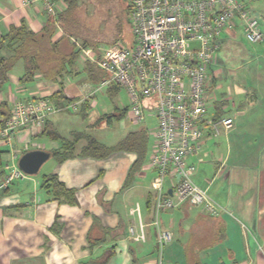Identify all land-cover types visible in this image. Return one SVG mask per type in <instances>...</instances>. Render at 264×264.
<instances>
[{"label":"crops","instance_id":"0c3cea01","mask_svg":"<svg viewBox=\"0 0 264 264\" xmlns=\"http://www.w3.org/2000/svg\"><path fill=\"white\" fill-rule=\"evenodd\" d=\"M55 2L63 9V0ZM47 19L41 2L0 1V36L12 26H20L22 20L34 32H40ZM57 30L53 40L64 35L60 27ZM260 56L255 64L236 72L237 81L228 89L232 97L229 114L225 113L229 99L217 83L220 71L213 69L208 78V83L212 82L207 92L209 116L232 117L234 125L217 136H206L203 151L187 162L194 168V182L208 190L220 209L216 215H210L201 206L185 203L161 212L160 228L172 234V241L159 258L157 227L148 230L156 218L155 210L148 205L156 175L150 166L152 148L141 171L125 187L137 159L135 153L119 152L105 159L81 154L88 138L100 142L92 131L112 122L98 123L101 116L86 129L71 126V113L79 116L82 125L89 119L91 102L99 87L86 78L78 84L67 79L65 95L78 100L65 103L64 109L59 110L49 100L59 90L58 85L39 75L32 81H21L24 65L21 73L12 71L0 92L3 111L11 112L16 104L40 98L48 99L58 110L46 117L41 128H20L13 140L14 147L22 154L30 150L49 152L55 160L49 174H57L69 189L76 190L79 205H61L52 200L38 179L16 180L9 188L0 189V264H264V58ZM87 99H91L88 108L83 105ZM78 134L84 137L75 145L74 157L62 163L52 157L53 152L73 143ZM38 139L50 141L48 150L29 148ZM10 159L8 154L3 164ZM2 168L0 185L7 174ZM135 208H139L140 216L131 213ZM140 220L145 242L130 238L129 228H138Z\"/></svg>","mask_w":264,"mask_h":264},{"label":"built area","instance_id":"2783aa9c","mask_svg":"<svg viewBox=\"0 0 264 264\" xmlns=\"http://www.w3.org/2000/svg\"><path fill=\"white\" fill-rule=\"evenodd\" d=\"M41 2L48 16L57 14L55 0ZM130 21L135 42L132 46L117 43L94 51L81 48L82 58L95 63L107 75L98 88L118 86L129 97L128 117L141 124L147 116L156 117L155 143L150 166L156 175L151 182L155 194L154 225L160 252L172 241V234L158 222L161 212L182 204L201 206L216 215L220 206L207 189L193 180L194 168L188 159L203 151L208 135L217 136L234 125L232 117L212 118L207 102L208 72L225 39L237 38L240 30L251 44L264 40L259 20L245 0H130ZM97 89V90H98ZM75 108V106H73ZM58 110L50 101L40 98L19 103L11 118L0 129V146L11 148L20 128L43 127L48 115ZM13 151L7 174L0 189L16 180L27 178L20 170ZM169 182V186H167ZM172 190V194H169ZM140 216L139 208L131 211ZM130 238L145 242L146 233L140 220L138 228H129Z\"/></svg>","mask_w":264,"mask_h":264},{"label":"trees","instance_id":"16d2710c","mask_svg":"<svg viewBox=\"0 0 264 264\" xmlns=\"http://www.w3.org/2000/svg\"><path fill=\"white\" fill-rule=\"evenodd\" d=\"M125 1H128L126 10L130 16L131 2L130 0ZM103 2L105 0H63L64 7L63 9L58 8L55 16H48L45 12L48 19L40 32H34L26 21L22 20L20 26H12L5 35L0 36V92L9 81L12 71L20 62L23 63L25 70L21 81H32L39 75V78L44 81L58 85L59 90L52 94L49 100L59 110L64 109L65 103L71 104L78 100L67 98L65 95L64 90L67 79L83 73L86 75L87 82L98 85L97 88L100 87L101 83L107 79V75L95 63L82 58L81 48H90L97 51L104 43L97 40V36L92 34L91 31L85 30L81 26L76 14L83 5L97 7V5H102ZM58 27L64 31V35L59 40H53ZM71 39H74L75 42H72ZM78 42H80L81 48L78 47ZM114 44H117V42L108 43L106 46ZM107 88L109 94L117 93L120 90L118 86L114 85ZM90 100L87 99L83 104L86 108H88ZM3 107L0 106V116L3 117L0 129H3L11 118V112L3 111ZM127 114L128 107L118 113L103 116L98 123L106 121L109 124L114 119L121 121ZM221 117L223 116L219 114L216 118ZM83 137V135L78 134L73 143L67 144L64 150L53 152L52 157H55L60 163L71 159L75 155V145ZM149 149V133L146 129H142L129 132L114 147H107L93 138H88V144L82 149L81 154L84 157L105 159L119 152L135 153L137 159L129 170L125 185L127 187L143 168ZM4 153L2 146H0V168L3 166ZM41 188L49 194L52 200L61 205H79L76 190L69 189L60 181L57 174L44 175ZM152 202L153 196H151L148 203L150 207H152Z\"/></svg>","mask_w":264,"mask_h":264},{"label":"rangeland","instance_id":"374dc122","mask_svg":"<svg viewBox=\"0 0 264 264\" xmlns=\"http://www.w3.org/2000/svg\"><path fill=\"white\" fill-rule=\"evenodd\" d=\"M245 1L251 13L259 20L261 28L264 31V0ZM127 6L128 1L125 0H105L102 5H97V7H87L85 5L81 6L77 11L76 17L81 26L85 28V30L91 31L92 34H95L97 36V40L104 43V45L100 46V48H104L106 47V45H108V43L112 42H117L130 47L132 46L133 42H135V37L132 33L130 16L128 15V12L126 10ZM237 35L238 38L235 40L228 37L227 39L222 37V46L219 51H217L216 61L210 66L208 72V76L211 77L213 69L220 71L217 77V83L218 85H221L223 91L225 92V98L229 99V102H225L227 108V110L225 111L226 114L230 113V108L232 107V97L228 89L232 87V85L237 81L236 72L244 71V67H250L251 65L255 64L257 57L264 54V41L259 44H251L244 37V33L242 30H240ZM260 58L263 59L264 55L260 56ZM22 67L23 63L20 62L13 70V73H21ZM85 78L86 75L81 73L73 77L72 81H75L78 84ZM207 85H212V82L210 81ZM97 86L95 85V87ZM91 103L93 104V107L89 112V119H87L83 123L84 125H82V122L79 121L80 119H78V115L71 113L73 117L71 126L73 127V129H86V126L89 123H93L99 117L115 114L120 112L121 110H124L129 106L130 101L128 95L124 90L120 89L117 93L109 94V89L104 88L102 90H97L95 98L92 99ZM157 123L158 122L156 117L152 115L147 116L146 120L141 124H135L131 122L127 114L126 117L121 121H117L114 119L110 125L104 124L101 128H99L98 130L96 129L92 132L94 133L93 135H96L98 137L100 142L107 146H113L121 141L129 132L139 129H146L149 133V147L151 149L155 143L153 131L156 129ZM49 144V140L38 139L34 142H31L29 148L32 149L33 147H42L44 149V147H46V150H48L47 146ZM12 145L13 146H11V148H9L8 146L2 147V150L5 152L3 154V159L4 161L5 159H8V154H10L12 158L13 151H15L19 156L18 159H16V163L18 164V161L23 154L21 153L19 148H17L16 146L14 147L15 141L12 142ZM7 148H9L8 151ZM11 161L12 160L10 159V161L3 164L2 167L4 168V170L7 164H13V162ZM54 162L55 160L53 158H50L41 167L37 175L27 176V178H31L34 180L38 179L39 181L42 180L44 175L50 173ZM147 186H150V184H147ZM1 195L2 194H0V196ZM153 204L152 211H154L155 207V194H153ZM142 207H145L144 203L142 204ZM155 221L156 218H154V222ZM155 229L156 226L154 225L148 228V230L151 231H154ZM159 255L161 256L160 251L157 252L158 258Z\"/></svg>","mask_w":264,"mask_h":264},{"label":"water","instance_id":"95a60500","mask_svg":"<svg viewBox=\"0 0 264 264\" xmlns=\"http://www.w3.org/2000/svg\"><path fill=\"white\" fill-rule=\"evenodd\" d=\"M51 158V154L44 150H32L24 153L18 161V167L28 176L37 175L41 167ZM172 194V190H169Z\"/></svg>","mask_w":264,"mask_h":264}]
</instances>
